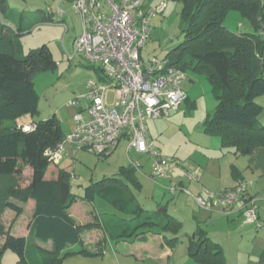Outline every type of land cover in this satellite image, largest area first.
Here are the masks:
<instances>
[{
	"label": "trees",
	"instance_id": "1",
	"mask_svg": "<svg viewBox=\"0 0 264 264\" xmlns=\"http://www.w3.org/2000/svg\"><path fill=\"white\" fill-rule=\"evenodd\" d=\"M177 1L182 2L184 38L166 59L169 66L202 72L211 83L217 104L203 123L205 133L219 137L221 148L230 149L235 156H247L257 147L264 148V125H258L264 105L256 101L264 94V0ZM7 10V0H0V20ZM230 10L246 18L253 31L226 28L223 20ZM43 17L37 23L53 20L48 11ZM10 28L0 22V120L10 121L0 127V177L14 181L25 165L31 168L32 175L24 187L12 181L0 185V257L9 248L17 255L16 264H61L64 248L80 243L81 230L91 227L101 228L113 240L143 238L144 232L157 231L166 245L173 247L182 221L166 208L161 210L160 205L150 211L137 200L135 191L142 188V183L131 164L84 186L79 196L70 192L68 171L58 169L54 177H46L48 167L56 161L44 152L65 135L59 120L55 115L32 120L29 129L18 127L15 120L37 113L33 73L52 70L57 62L44 44L21 55L17 34ZM231 173L234 178L240 176L233 164ZM77 197L90 203L99 197L110 204L113 212L96 214L93 222L76 224L68 207ZM28 199L35 201L28 235L13 234L4 224V212L10 210L19 215ZM35 239L51 240L53 248L45 249ZM81 251L89 253L86 249ZM187 251L198 264H226L220 245L200 226L188 235Z\"/></svg>",
	"mask_w": 264,
	"mask_h": 264
},
{
	"label": "rangeland",
	"instance_id": "2",
	"mask_svg": "<svg viewBox=\"0 0 264 264\" xmlns=\"http://www.w3.org/2000/svg\"><path fill=\"white\" fill-rule=\"evenodd\" d=\"M160 1H165V8L162 12L155 13L150 17V38L140 50L144 62H149L154 58L160 60L171 56L175 47L184 38L181 22L182 2L177 0H145L144 6L149 11ZM7 3L8 10L2 13L0 22L10 26L11 31L17 34L15 37L19 43L21 55H25L29 49L44 44L49 48L57 62L56 67L52 70H36L33 73L38 103L37 113L31 119H46L55 115L64 132L72 131L74 127L72 114L76 108L70 105V102L77 100L84 104L85 100L81 98V95L86 92V82L88 80L97 81L102 75L97 63L91 64L78 54L71 59L67 57L66 52H73L71 45L73 37L81 30L79 15L67 9L69 3H59L57 0H7ZM60 4L64 9H67L62 16L63 22L68 27L67 30L59 22L44 21L37 23V20L45 19L43 16L44 13H47L46 8L48 6L56 11ZM223 24L235 32L253 31L251 23L236 10L227 12ZM29 27L31 29H28ZM185 73L183 89L187 93V99L181 102L177 109L172 110L168 117L146 120L148 135L160 153L165 157H174L179 160V164L172 168L171 175L177 177L176 171H178V174L183 176L185 184L187 181H196L189 180L185 171L189 170L191 165L198 166L201 164L204 166L203 163L206 161L214 162L215 165L226 168L225 161L237 160L236 163L245 168L246 156H234L230 149H222L219 137L207 135L204 131L203 123L206 117L213 113L217 104L212 85L206 75L192 69H187ZM112 97L113 92H109L108 100L110 101ZM256 101L264 105V94L258 96ZM18 118L15 120L17 126L26 127L21 122H16ZM9 122V120H0V127L3 124H9ZM258 125H264V109L258 116ZM125 144L126 141L121 140L113 153L101 157L86 149H77L75 153H72L71 145L66 144L65 148L71 151L70 155H63L55 163L50 164L46 171V177H54L58 169L68 170L71 173L70 192L77 196L82 195L84 186L100 180L104 176L112 175L120 165L129 163ZM129 154L133 160L138 159L143 163V167L137 171L138 179L142 183V188L135 191L137 200L150 211L155 209L156 203L164 205L168 203L167 211L182 221V229L179 232L177 244H175L179 249L177 258L181 264H198L188 254L187 239L196 224L194 216L197 207L192 201V195H197L199 191L193 192L187 188L189 193L181 195L182 198L179 200L178 190L175 191V194H171L169 191L172 178L168 179L169 186L166 189L163 186H158V184L166 186L167 184L164 182L167 181L166 179H152L149 176L150 166L145 154L140 156L133 151H130ZM115 158L121 159L123 162L116 165ZM193 170L198 171V168H193ZM244 170L243 181L250 183L248 188L255 193L260 214L258 218L260 226L246 224L240 216L226 217L222 214L217 220H211L209 219L211 216L206 215L205 220L208 219L209 221L206 224L201 222V226L208 231L214 241L221 243L224 254L229 261L228 264H264V256H261L264 249V173L259 170ZM224 176L227 175L223 174L222 177ZM175 177L174 179H176ZM30 178L31 168L25 165L21 175L15 176L14 181L0 177V185L12 181L18 187H24L29 183ZM33 205L32 199L26 201L23 211L16 217L13 211H5L3 221L6 227L10 225L11 233L16 235L25 233ZM86 209L95 210V213L99 214L111 212L109 204L99 197H96L93 203L77 198L69 211L77 218L79 215H83ZM77 219L80 220V218ZM83 236L87 238L85 232ZM157 236L161 238L159 234ZM0 261L1 264H16L17 255L6 248L0 257Z\"/></svg>",
	"mask_w": 264,
	"mask_h": 264
},
{
	"label": "built area",
	"instance_id": "3",
	"mask_svg": "<svg viewBox=\"0 0 264 264\" xmlns=\"http://www.w3.org/2000/svg\"><path fill=\"white\" fill-rule=\"evenodd\" d=\"M69 3V8L81 19V31L72 40V53L68 59L81 55L89 63H97L101 77L88 80L85 100L72 101L76 108L72 114L73 130L44 152L50 160L57 161L67 155L65 145L86 149L97 155L111 152L120 140L126 141V152L145 154L150 161L152 179L170 178L172 168L179 164L174 157L163 156L148 135L146 120L168 117L172 110L186 100L183 89L186 73L180 68L169 66L168 59L154 58L144 62L140 50L150 38V17L162 12L165 1H160L151 10L144 6L145 0H57ZM52 13L51 22L67 25L62 16L67 9L62 4ZM113 92L109 101L108 93ZM28 126H24L26 129ZM130 158V156H129ZM130 164L141 169L138 161L130 158ZM189 180H199L201 172L189 168L185 171ZM250 183L239 181L232 188L219 191L203 189L202 194L192 195L199 208L223 214L240 204L243 222L260 226L258 205L254 196L247 195ZM178 189L187 194L184 186L172 182L171 194Z\"/></svg>",
	"mask_w": 264,
	"mask_h": 264
},
{
	"label": "crops",
	"instance_id": "4",
	"mask_svg": "<svg viewBox=\"0 0 264 264\" xmlns=\"http://www.w3.org/2000/svg\"><path fill=\"white\" fill-rule=\"evenodd\" d=\"M71 45H72V42H71ZM31 118L32 117L30 115L26 114V115L19 117L16 122H21L22 125H26L30 128V127H32V119ZM73 124H74V121H73ZM69 132H71V131H69ZM69 132H64V134H67ZM122 140H124V139H122ZM119 144H120V142L117 144V146L111 152H109L107 154V156L109 154L113 153L117 149ZM125 149H126V144H125ZM66 152H68V154L66 156H69L71 151L66 149ZM135 153H137V152H135ZM126 154H127V152H126ZM137 154H139L140 156H144V154H140V153H137ZM127 156H128V154H127ZM129 156L133 160V158L131 157L130 154H129ZM129 156H128V158H129ZM145 157H146V160L149 161V158L146 155H145ZM130 158H129V163L126 165H130ZM245 159H246L245 160L246 161L245 162V164H246L245 168H242V166H239L238 163H236L237 160L225 161L226 168H225V166L221 168L220 165H215L214 162L210 163L207 161L203 163L204 166L201 164H198V166L191 165L190 167H193L194 169L198 168V170L201 172V176H200L199 180L187 181V183H186L187 185L185 184V182L183 180V176H181V174H178V171H176L177 172L176 174L178 175L177 177H175V175L172 174L170 178H172V182L179 184L180 186H184L185 188H189V189H191V191L193 190V192L199 191V193H197V194H202L203 189L219 191V190H223V189L232 188L236 185L237 182L244 180V175H243V172H245L244 169L259 170V171L264 173V148L263 147L255 148L250 155L246 156ZM135 161H138L141 164V168L143 167V163H141L138 159H136ZM115 162H116V165H118V164H120V162H123V161L121 159H116ZM232 164L240 171V176L238 178H234V176L231 173V165ZM126 165H120V166H126ZM149 166H150V161H149ZM119 167H118V169H119ZM118 169L112 175L116 174L118 172ZM66 171H68V170H66ZM223 174H226L228 177L227 176L222 177ZM31 175H32V172H31ZM112 175H109V176H112ZM109 176H104V177H109ZM70 177H71V175H70ZM174 177L176 179H174ZM240 178H241V180H240ZM174 180H177V181H174ZM166 181L167 182H164V184H167L166 186L160 185V184H158V186H161V187L163 186L166 189L169 186V181L168 180H166ZM178 191H179V200H181V198H182L181 195L186 194V192H184L181 189H178ZM254 194L255 193L250 191L249 188L247 189V195L248 196H254L255 197ZM77 198H79V197H77ZM77 198H76V200H77ZM192 201H194V200L192 199ZM72 204L70 205V207H68V213L74 219L76 224L83 225V224H86L89 222H93V220H94L93 217L96 214H99V213H95V210L86 209V211L83 215H79V217H77V218H80V220H78L75 217V215L69 211ZM194 204L197 207V211H196V214L194 216L195 223H196L194 225L195 226L194 229L197 226L202 227L201 222H204V224H206L209 221L208 219L205 220L206 215H210L211 217L209 216L210 217L209 219H211V220L219 219L221 217V214L226 216V217H234V216L239 217L240 216L242 218L241 213L239 211V208L241 206L240 204L234 206L228 212V214H223V213H220L218 211H208V210L199 208L196 205V203H194ZM157 205H160L159 208L161 210L168 208V203L165 205L161 204V203H156V207H157ZM23 206H24V203L22 204V207ZM109 206H110V204H109ZM34 207H35V201H34L33 209H34ZM112 212H113V210L111 207V212L102 213L99 215L110 214ZM4 214H5V212H4ZM14 216L16 217L17 215L14 214ZM259 216H260V214L258 212V218H259ZM199 219L200 220L202 219V221H200ZM29 220H30V218H29ZM246 224H248V223H246ZM6 228L10 229V225L7 226ZM194 229H193V231H194ZM204 230H206V229H204ZM84 232L87 234V238H84V236H83ZM206 232L209 235L207 230H206ZM157 234H159V233L156 231L155 232L154 231H146L142 235L143 238H140V236H138V237L133 238L132 240H125V239L113 240V239H110L109 237H107L105 235L104 231L99 227L84 228L80 232L81 242L77 243V244L67 245L64 248V250L62 251L61 264H181V261H179V258H177L178 257L177 252L179 250L178 246L174 245L173 247H169L168 245H166L162 235L159 234V236L161 237V238H159L157 236ZM19 235H25V236L28 235V222L26 224L25 233L19 234ZM211 239H213V238L211 237ZM34 242L37 245H39L45 249L50 250L53 248V243L51 240H48L46 242H42L38 239H35ZM216 242L220 245V247L223 251V247H222L221 243H219L218 241H216ZM83 249H86L89 253H83L81 251ZM223 253H224V251H223ZM261 256L262 257L264 256V249L261 252ZM225 258H226V264H228L229 261H228L226 255H225Z\"/></svg>",
	"mask_w": 264,
	"mask_h": 264
}]
</instances>
